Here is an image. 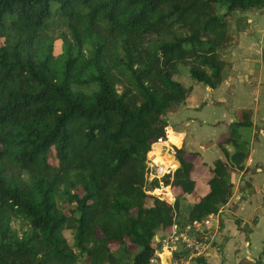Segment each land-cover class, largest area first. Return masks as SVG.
I'll list each match as a JSON object with an SVG mask.
<instances>
[{
  "label": "trees",
  "instance_id": "trees-1",
  "mask_svg": "<svg viewBox=\"0 0 264 264\" xmlns=\"http://www.w3.org/2000/svg\"><path fill=\"white\" fill-rule=\"evenodd\" d=\"M263 6L0 0V264H158L157 233L172 230L181 197L197 202L180 228L218 214L233 195L232 171L243 168L237 138L219 143L212 167L175 148L179 166L161 180L149 181L148 155L196 87L224 81L227 17ZM242 116L235 131L252 125ZM198 167L210 173L201 197ZM161 183L174 204L152 193ZM14 219L27 224L21 236Z\"/></svg>",
  "mask_w": 264,
  "mask_h": 264
},
{
  "label": "rangeland",
  "instance_id": "rangeland-1",
  "mask_svg": "<svg viewBox=\"0 0 264 264\" xmlns=\"http://www.w3.org/2000/svg\"><path fill=\"white\" fill-rule=\"evenodd\" d=\"M226 21L231 43L228 48L219 52L220 59L225 63L224 81L216 90L203 86L195 88L196 93L192 102L202 106L206 104V106L202 108L200 114L194 115L200 116L203 125L194 123V127L190 128L188 132L192 133L189 134L192 138H187V146L189 153H198L203 156L205 163L211 164L218 156L223 157L219 150V143L228 138H237L240 143L239 150L246 156L242 163L243 168L234 169L231 173L234 188L229 202L232 201V203L229 207L228 205L224 206L226 208L222 210L224 216L229 220L227 225L236 228L241 236L249 237L258 221L262 219L264 223V6L244 14L231 15L227 17ZM51 33L54 36L59 35L60 31L57 25L51 30ZM61 45V41L55 43V55L61 53ZM181 77L185 80L184 82L187 81L185 79L187 78L186 67L182 69ZM189 81L188 86H190ZM242 112H246V118L252 125L238 128L235 131L232 125L243 118ZM225 147L232 154L235 152L232 145ZM194 178L199 184L198 196L201 197L207 191V182L210 179L209 170L205 167H198ZM250 189H252L250 195L244 198L249 202L241 212L242 219H239L234 215L237 208L234 200L238 199L240 193ZM152 193L156 195L154 191ZM190 197V201L197 200L195 197ZM180 201L184 206L183 218H185L189 206L187 208L185 199L182 197ZM60 208L66 212V206L60 205ZM183 218L181 222L184 220ZM12 228L21 236L27 231V224L20 219H14ZM228 232L232 231L228 229ZM64 235L72 244V234L66 231ZM199 238L212 241L208 233L199 235ZM221 238L223 239V237ZM225 238L227 239L226 236H224V240ZM224 240L215 241L213 246L223 252L226 241ZM235 244L236 241L231 246L227 244L228 254L225 255L228 258L231 257V253L235 249L239 250L240 245L237 247ZM178 250H181V247Z\"/></svg>",
  "mask_w": 264,
  "mask_h": 264
},
{
  "label": "crops",
  "instance_id": "crops-1",
  "mask_svg": "<svg viewBox=\"0 0 264 264\" xmlns=\"http://www.w3.org/2000/svg\"><path fill=\"white\" fill-rule=\"evenodd\" d=\"M194 93H196V89ZM205 106L196 104L194 101L192 102L191 100V102L188 103L187 107L180 109L178 112L173 113L169 116V123H170L169 130H170V133L172 134V137H170L168 141L169 144H171L175 148L184 147L188 152H190L187 146L188 145L187 138L189 139L192 138L191 136H189V134L191 135L192 133H189L188 131L190 130L192 126L194 127V123H199V125H203L201 122L202 120L200 119V116L198 117L194 115L200 114V112L202 111V108H204ZM221 155H222V152H221ZM149 156H153L156 160H159L161 157H164L166 160H168L169 164L171 165L170 167L172 168V172H171L172 174L179 166V163L176 160V158L166 157V155L163 154L162 152V147L159 145H155L152 147V151L149 154ZM221 157L218 156V158H216L211 164H208V163L206 164L212 167L215 161H217L218 159H221ZM251 191L252 189L246 190L243 193H240L238 195V199L234 200V203L237 206L236 211L234 212V215L239 217V219L241 218L242 210L245 209L246 204L249 202L244 198H247V195H250ZM165 192H169L171 197L173 196V193L170 187L166 189ZM190 198H191L190 196L183 197V199H185L184 201L185 204H187V208L189 206V211L197 202V201H190L189 200ZM174 202H175V198L172 197L170 204H174ZM231 203L232 201L227 204L228 207L230 206ZM183 207L184 206L182 202L180 201L179 211L177 213V217L175 218V223H174V225L176 226L177 225L179 226L178 222L180 224L183 223V221L187 217L186 216L185 218H183V214H184ZM225 208L226 207L221 208L218 214L213 215L209 217L207 220L203 221L204 222V225H203L204 234L208 233V235L211 237L210 239H212L211 241L212 249H210L207 252V254H205L202 264H242L245 261L253 262V263L261 262L264 264V243H263L264 242V225H262L264 223L262 219L258 221L257 225L252 229L249 237H243L238 232V230H236V228L234 229V227H232L231 225H227L229 223V220L228 218L224 216L223 214L224 212L222 210ZM182 218L184 220L181 222ZM244 222L247 223L246 220H244ZM228 229H230L232 232L231 233L228 232ZM172 231L173 229L171 231L160 230L157 233L156 238L158 242H161V246H160L161 251H162V241L168 238V236L172 233ZM224 236L227 237V239L225 238L226 241L224 240ZM221 237H223V239ZM219 239H221L222 241L223 240L225 241V247H224L223 252L219 251L220 249H217V247L215 248L213 246L214 242L218 241ZM234 240L236 241L235 246L238 247L240 245L239 250L235 249V251L231 253L232 254L231 257L228 258L225 255V254H228L227 244L230 246L233 245L235 242ZM177 248L178 246L175 247V249ZM166 254L167 252H165L164 255L162 256H165ZM177 254H175L174 256H176ZM179 254L181 256L186 255V253H179ZM197 259L198 258L193 259L191 261V264H201L199 263ZM158 264H160V259L158 261Z\"/></svg>",
  "mask_w": 264,
  "mask_h": 264
},
{
  "label": "built area",
  "instance_id": "built-area-1",
  "mask_svg": "<svg viewBox=\"0 0 264 264\" xmlns=\"http://www.w3.org/2000/svg\"><path fill=\"white\" fill-rule=\"evenodd\" d=\"M170 137L171 133L169 128H167L166 136L159 139L158 142L153 146H161L163 154H165L166 157L173 158L175 157V147L169 144L168 141ZM148 160L153 165V170L150 175L149 181H152L154 179L161 180L165 175H172V168L170 167L171 165L169 164V161L164 157L156 160L153 156L148 155ZM168 188L169 186L166 187L163 185V183H161L160 188L154 190V192L156 193V195H158L159 198H162L164 201L170 204V199H172V197L169 192H165V190ZM203 225V221L195 222L194 224L187 225L184 228L173 225L172 233L168 236V238L162 241V251L158 252L160 264H191V261L193 259L204 257L205 254H207V252L211 249L212 242L199 238V235L204 234ZM177 246L178 248L181 247V250H178V248L175 249V247ZM180 251L182 253H186L187 256H174L177 253L179 254ZM165 252H167V254L165 256H162Z\"/></svg>",
  "mask_w": 264,
  "mask_h": 264
}]
</instances>
